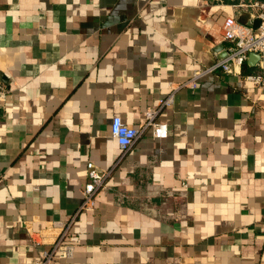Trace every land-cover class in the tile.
I'll use <instances>...</instances> for the list:
<instances>
[{"label":"crops","instance_id":"crops-1","mask_svg":"<svg viewBox=\"0 0 264 264\" xmlns=\"http://www.w3.org/2000/svg\"><path fill=\"white\" fill-rule=\"evenodd\" d=\"M214 1L0 0V264L75 213L52 264H264V86L203 72L235 14ZM114 116L140 129L122 154ZM88 161L107 176L77 212Z\"/></svg>","mask_w":264,"mask_h":264},{"label":"built area","instance_id":"built-area-1","mask_svg":"<svg viewBox=\"0 0 264 264\" xmlns=\"http://www.w3.org/2000/svg\"><path fill=\"white\" fill-rule=\"evenodd\" d=\"M198 7L204 10L208 0H197ZM219 6L229 5L235 14L226 15L223 19L221 29L224 44H217L212 48L215 56L214 63L203 72L221 69L227 74L241 75V67L247 62L250 53H256L258 59L255 62L259 73L243 75L244 78L256 86H264V0H215ZM247 15L246 20L238 17ZM258 20V25L253 23ZM201 70H196L192 77L182 85H191L198 78ZM5 85L0 82V105L6 93ZM172 94L161 99L159 105H168L171 102ZM157 109H149L146 113V124L151 126L153 136L163 138L167 134L165 123L155 122L154 116ZM140 129L125 123L119 116H114L110 124V136L115 139L119 153H124L132 146L139 136ZM87 181L82 191V200L78 211L89 210L93 207L94 193L102 187L107 176V171L99 170L93 162L86 164ZM77 213L72 215L68 221H55L54 226L59 229L56 238L50 247L43 250L35 260V264H52L57 258H68L73 254L74 246L79 242L76 234L70 233V227ZM66 240V241H64Z\"/></svg>","mask_w":264,"mask_h":264},{"label":"water","instance_id":"water-1","mask_svg":"<svg viewBox=\"0 0 264 264\" xmlns=\"http://www.w3.org/2000/svg\"><path fill=\"white\" fill-rule=\"evenodd\" d=\"M258 20H255L253 25L256 27L258 25ZM258 59V55L256 53H250L247 62L253 65Z\"/></svg>","mask_w":264,"mask_h":264},{"label":"trees","instance_id":"trees-1","mask_svg":"<svg viewBox=\"0 0 264 264\" xmlns=\"http://www.w3.org/2000/svg\"><path fill=\"white\" fill-rule=\"evenodd\" d=\"M247 63H245V65H246Z\"/></svg>","mask_w":264,"mask_h":264}]
</instances>
